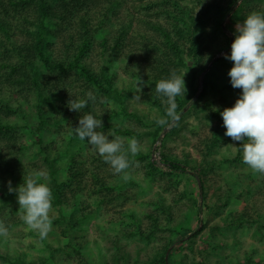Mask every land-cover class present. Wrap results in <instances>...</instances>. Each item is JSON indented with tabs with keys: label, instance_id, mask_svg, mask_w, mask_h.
I'll list each match as a JSON object with an SVG mask.
<instances>
[{
	"label": "trees",
	"instance_id": "1",
	"mask_svg": "<svg viewBox=\"0 0 264 264\" xmlns=\"http://www.w3.org/2000/svg\"><path fill=\"white\" fill-rule=\"evenodd\" d=\"M199 1L204 4V13L215 11L212 26L208 19L193 15L178 0L148 3L146 8L158 7L153 15L165 16L168 24L139 19L138 28L134 27L133 13L126 14L127 18L120 16L121 0L120 3L104 0L103 4L101 0H0V224L7 221L12 227L24 223L22 216L15 215L21 208L17 193L9 191V181L16 188L24 178L39 177L52 191L51 230L57 237L68 240L55 245L40 238L45 254L31 259L28 253L10 255L0 249V261L5 264H92L84 251L86 245L80 243L73 232L77 231L81 220L98 213L102 207L124 208L133 198L125 188L136 184L132 174L140 167L145 168L150 178H156L157 172L166 174L169 178L164 186L166 191L177 187V180H184L185 188L174 198L175 203H168L161 193L149 200L152 206L145 214L146 225L136 211L129 212L134 228L126 234L151 244L145 257L133 256L115 236L111 240L115 251L101 264H226L225 256L220 253L219 234L236 238L240 229L255 228L264 242V173L250 174L252 180L242 186V190L237 189L239 176L227 182L223 173L218 174L217 177L222 178L220 186L215 185L216 177H210L216 167L248 165L242 159L243 141H236L238 151L233 157L221 160L214 157L219 147L232 138H225L226 128L220 115L228 108L227 104H217L208 96L211 90L221 95L230 88L242 91L233 88L230 76L225 75L226 65L233 67L234 62L225 59V55L217 59L214 56L223 51L230 54L237 30L230 23H243L252 12L264 13V0ZM226 30L233 32V37ZM214 33L225 37L216 41L211 38ZM135 38L144 45L139 60L127 51L134 45ZM96 54L102 57L101 66L94 63ZM118 59L125 63V71L143 84L140 100L154 110L153 117L127 104L130 93L118 86L113 70ZM134 65L135 68L130 69ZM184 67L190 69L191 76L186 93L175 98L180 119L161 126L157 120L165 116L168 103L166 97L156 93L155 85L173 71L179 74ZM201 73L205 74L204 87L197 96ZM221 80L226 83L225 87L221 86ZM88 93L96 100L81 111L91 110L96 118L102 119L103 127L98 131L122 138L125 149L128 138L138 142L146 135L152 138L149 150L141 149L135 156L129 154L130 167L122 173H115L94 147L76 136L75 128L83 113H71L69 103L74 99H88ZM104 102L113 107H106L100 113L97 108ZM194 111H203L202 119L211 128L210 134L202 139V145L195 146L202 159L194 157L190 151L181 155L168 149V143L183 138L185 130L195 132L187 123V117ZM126 118L135 125H125ZM21 119L26 121V129L36 137L39 146V157L29 162L23 155L27 144ZM136 123L149 128L139 131ZM47 130L56 138H45ZM156 151H159V160L153 159ZM40 173L44 175L40 177ZM125 174L130 177L127 181L123 179ZM213 185L215 191L227 189L218 194L217 201L210 203L209 189ZM233 198L244 199L247 205L243 210L222 214L210 225L209 220L219 215ZM208 226L209 237L201 240L202 245L196 249L195 242ZM184 249L197 253L198 257L189 261V253L178 256V250L183 252ZM211 255L219 258L211 261ZM236 264H264V257L257 261L247 252L244 260L239 259Z\"/></svg>",
	"mask_w": 264,
	"mask_h": 264
},
{
	"label": "rangeland",
	"instance_id": "2",
	"mask_svg": "<svg viewBox=\"0 0 264 264\" xmlns=\"http://www.w3.org/2000/svg\"><path fill=\"white\" fill-rule=\"evenodd\" d=\"M122 5L120 6V16L126 17V14L129 12L133 13V16L135 17L134 21V27L138 28L140 26L139 19H152L154 21L158 20L166 25L168 24L165 16L160 15L158 18L153 15V13L158 9V7L152 8H146L148 3H155L157 0H121ZM179 4L185 8H188L191 10V13L195 16H202V18H206L209 20V25H213L214 23V14L215 11L210 10L207 12H203L204 4L201 3L199 0H178ZM102 4L104 0H101ZM120 3V0H119ZM262 4H264L262 2ZM216 15V14H215ZM230 22L228 21L227 24ZM230 25L237 29V25H243V23H237ZM143 26V25H141ZM228 35H231L233 37V32H230L229 30L225 31ZM224 34L214 33L211 34L212 39L220 40L224 38ZM137 39H134V45L130 46L127 51L133 53L136 55L135 60H139L142 57V50H143V44H140V41L137 43ZM226 54V51L215 53L214 59H217V57L223 56ZM213 59V60H214ZM94 63L96 65L101 66L103 64L102 57L96 54L94 56ZM188 64L191 65V61H188ZM212 64V63H211ZM210 64V65H211ZM116 67L113 68V70L117 74V83L120 88H124L128 93H130V97L127 101V104L131 109H138L141 114H147L149 117L154 116V110L146 103L142 102L140 100V91L143 87V84L140 83L137 79H134L131 75H129L125 70V63L118 59L115 63ZM135 68V65L130 67V69ZM232 67L230 65H226L225 70L227 73L225 74L228 78L229 71ZM186 87L189 88L190 84V76L191 71L188 69V67H184L181 69V72L179 75H184ZM204 73H201L198 77V83L200 87L201 79H204ZM220 84L222 87H225V82L220 81ZM76 89H74V93L76 94ZM241 91L234 90L232 88L225 89V92L221 95L220 93H217L215 90H211L208 94L209 98L216 100L217 104L220 103H226L228 108L234 106L236 100L239 98ZM199 96V95H198ZM106 107H113V104L109 102H104V104H100L97 108V111L100 113L104 112ZM72 113V109L69 108ZM76 114V112L74 113ZM203 111L195 112L190 114L189 117H187V123L189 128L194 129L195 132H191L190 130H185L183 133V138H176L173 141H170L168 143V149L177 152L179 154L190 151L192 155L196 158L202 159V155L195 150L196 145H202V139H205L207 135L210 134V124H207L205 120L202 119ZM21 127L23 128V131L25 132V140L27 147L25 151L23 152V155L25 157V161L29 162L33 159H37L38 153H39V146L37 144V139L34 135L31 134L29 129H26V121L20 120ZM214 123V122H213ZM125 125H130L135 123H131L130 119L124 120ZM136 127L139 129V131L148 130L149 127H144L143 125L137 124ZM45 138L52 139L56 138V135L52 133L51 130H47L45 133ZM225 138L227 136L225 135ZM58 139L60 137L58 136ZM87 139V138H86ZM86 143V142H85ZM87 144V143H86ZM139 144L141 146L142 150H149L152 146V138L150 136H145L141 141H139ZM157 145V144H156ZM155 145V147H156ZM155 150V149H154ZM238 151L237 143L233 139L227 144H222L219 147V152L214 154V157L218 160L223 159L224 157H233ZM182 155V154H181ZM212 157V156H211ZM153 159L159 160V151L154 152ZM145 168L140 167L138 170H136L132 177L136 181V184L133 185H127L125 190L130 191L133 195V198L126 203V206L124 208L117 206L116 209L112 208H105L102 207L98 213H95L93 215H90L83 220L80 221L79 228L76 232H73V236L75 238H78L80 243H84L86 245L84 251L87 254L88 258L90 259L92 264H101L105 259H109L112 255V253L115 251V248L113 246V243L111 240L116 236L120 239V243H123L126 247L127 251H130L133 256L139 255L140 257H145L147 252L150 251L151 244L147 241H142L139 238H132L126 234V231H129L134 228L133 223H131L132 217L130 216L129 212H132V210L136 211L138 214V218L140 220H143V223L146 225L147 219L145 217V214L149 211L150 207L152 206L148 201L156 198L158 196V193H161L162 196H164L168 203H175V197L178 196L180 192L183 191L185 188V181L184 180H177V187H172V190H164L165 183L168 181V176L162 175L161 173L157 172L156 178H150L149 176H146L145 174ZM253 171L249 166L243 167V166H237L234 167L233 165H225L224 167H216L212 173H210V177L214 178L216 177L217 183L216 186H220L219 183H221V179L217 177L218 174L223 173L224 179L229 182L228 179H233L237 176L240 178V184L237 189L242 190V186L249 185L250 181L252 180V177H249V175L253 174ZM258 174L259 172H255ZM62 176H64V172H62ZM47 180V179H46ZM225 180V184L226 183ZM16 185V184H15ZM225 186V185H224ZM18 185L16 186V188ZM227 188H220L215 191L214 185L213 188L209 189V202L212 203L214 201H217V196L220 192H224ZM179 197V196H178ZM247 205V201L244 199H237L233 198L231 202L222 208L220 211V214L215 216L214 219L209 220V224L212 225L216 223L218 219H220L219 216L226 215L229 211H235V210H243L244 207ZM94 208V207H93ZM188 213V212H187ZM187 213L185 214V217L187 216ZM51 214V210L50 213ZM15 215L22 216L24 215V210L18 209L15 212ZM205 215V214H204ZM206 217V216H205ZM12 221V217L10 218ZM195 223L193 222L192 225ZM1 225V224H0ZM7 224V221L4 222V227L7 228V235L6 236H0V249L3 252H8L10 255H18L21 253H28L29 259L33 258L34 256L38 255H44V251L41 249L42 247V241L40 239V236L38 234L37 230L31 229L25 222L19 223L18 225H13L12 227H9L10 225ZM195 227V225L193 226ZM209 231V226L207 229L201 233L195 242V248L198 249L205 238L207 240V235ZM258 230L253 228L252 230H246V229H240L237 233L236 238L232 237L231 235L224 236L219 234L218 236H221V242L222 247L220 248V253L222 256H225V263L226 264H236L239 259L244 260V256L248 253H251L253 255V258L257 261L260 260V258L264 257V242L261 241V237L259 236ZM202 236V238H201ZM46 240L51 244H65L67 243V239L64 237L58 236L55 234V231L51 230L48 232V235L45 237ZM186 254L189 253V261L193 257H198L197 253L191 252L189 249H184L183 252H180L178 250V256L179 254ZM219 258L217 255H211L210 260L215 261ZM0 264H5L4 262L0 261Z\"/></svg>",
	"mask_w": 264,
	"mask_h": 264
},
{
	"label": "clouds",
	"instance_id": "3",
	"mask_svg": "<svg viewBox=\"0 0 264 264\" xmlns=\"http://www.w3.org/2000/svg\"><path fill=\"white\" fill-rule=\"evenodd\" d=\"M225 59L234 62L228 73L232 87L242 90L234 106L220 112L226 128L225 135L234 141H243V162L253 171L264 173V13L252 12L242 26L237 25L231 52L225 54ZM184 76L173 71L168 78L155 85L156 93L166 97L168 103L165 116L157 120L161 126L180 119L175 98L187 91ZM87 96L86 100L74 99L69 103L73 111L83 113L79 126L75 128L76 136L81 142L94 147L115 173H122L130 167L129 154L135 156L141 146L137 139L128 138L125 149L122 138L98 131L103 127L102 119L96 118L91 110L87 113L81 111L88 107L90 101L94 103L96 100L92 93ZM245 140L248 142L244 143ZM43 175L39 174L40 177ZM129 178L127 174L123 176L125 181ZM9 191L17 193L18 204L24 210V222L37 230L41 239L45 238L53 223L49 215L53 198L49 184L41 182L39 177L30 176L24 178L17 188H13L9 181ZM6 235L7 228L0 225V236Z\"/></svg>",
	"mask_w": 264,
	"mask_h": 264
},
{
	"label": "water",
	"instance_id": "4",
	"mask_svg": "<svg viewBox=\"0 0 264 264\" xmlns=\"http://www.w3.org/2000/svg\"><path fill=\"white\" fill-rule=\"evenodd\" d=\"M203 87H204V79L202 78V79H201V83H200V87H199V91H198V93H197V96L201 93ZM197 96H196V97H197Z\"/></svg>",
	"mask_w": 264,
	"mask_h": 264
}]
</instances>
